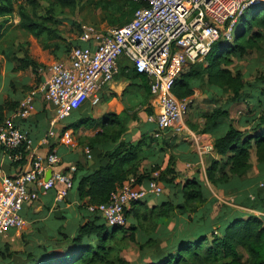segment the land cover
Listing matches in <instances>:
<instances>
[{
	"label": "trees",
	"instance_id": "obj_1",
	"mask_svg": "<svg viewBox=\"0 0 264 264\" xmlns=\"http://www.w3.org/2000/svg\"><path fill=\"white\" fill-rule=\"evenodd\" d=\"M80 1L0 0V17L16 13L20 29L41 39L45 46L59 47L65 41L57 26L65 19L60 16L65 10L75 15L81 7ZM87 2L92 9L103 12L105 19L121 20L115 27L129 22L140 5L133 0ZM5 21H0V30L1 22ZM52 40L54 43L49 42ZM263 41L264 2H261L238 16L230 37L215 41L202 61L188 64L172 88L179 99L190 98L194 89L199 88L216 98L219 92L229 91L233 100L246 102L247 112L238 126L230 124L215 138L214 157L205 168V176L214 187L242 180L253 168L250 159L254 154L258 173L250 179L253 186L249 192L237 194L232 205L215 200L217 210L213 212L207 207L209 191L204 181L197 176L175 181L177 172L172 156L164 170L160 171V165L155 164L139 173V153L158 138L145 131L136 142L121 140L127 130L125 116L108 114L107 126L89 141L93 152L91 164L77 163L72 176L69 192L74 193L78 202L77 226L45 241H24V247L19 250L3 243L0 264H132L121 255L128 242L138 247V258L133 264H264V188L258 186L264 180V76L254 84L259 94L254 105L246 99L249 83L234 65L249 52L260 50ZM80 42H69L70 49L86 47ZM15 59L19 69L37 68L26 52ZM147 111L151 114L150 109ZM227 116V110L215 108L206 116V125H214L219 118ZM78 117L86 126L95 122L90 117ZM105 141L113 142V148L106 151L95 148L96 143ZM130 177L137 184L156 180L169 193L151 207L145 204L146 197L132 202L125 210L126 223L122 226H108L100 214L87 210L89 204L107 203L111 192Z\"/></svg>",
	"mask_w": 264,
	"mask_h": 264
},
{
	"label": "crops",
	"instance_id": "obj_2",
	"mask_svg": "<svg viewBox=\"0 0 264 264\" xmlns=\"http://www.w3.org/2000/svg\"><path fill=\"white\" fill-rule=\"evenodd\" d=\"M7 19L0 30V116L2 120L11 116L17 108L20 99L31 89L36 88L46 78L49 64L61 61L67 62L68 53L64 42L79 40L80 45L89 46L91 42H85L76 37H65V41L59 47L45 46L41 39L35 38L18 27V16L13 13L11 16L0 17V21ZM108 29V28H107ZM105 29V30H107ZM100 30V29H99ZM102 30V31H105ZM27 35L23 42L17 35ZM57 41V40H55ZM49 42H53L49 41ZM65 42V44H66ZM37 64V68L26 67L19 69V62L15 59L22 57L24 53ZM258 53H264V41ZM256 55L255 58L247 60L246 64L261 62L264 58ZM240 62V61H238ZM245 77V72L234 64ZM246 79V77H245ZM247 80V79H246ZM251 101L255 105L258 97L257 85L249 84ZM248 91V90H247ZM98 102L93 104L91 99L86 100L73 114L72 121L67 118L56 122L53 126L51 122L55 111L52 103L46 101L40 94L36 95L32 103L31 115L27 119H15V124L27 132L31 139V147L25 152L20 161L9 159L8 153L0 146V169L6 175H16L29 168L33 158L37 155L43 156L51 151L56 152L61 161L52 168L45 171L44 179H48L52 171L66 173L71 165L91 164L93 152L89 146V141L95 134L103 129L110 121L108 114L117 115L125 107L137 115V119L126 124V132L121 140L136 142L140 139L141 132L149 131L153 136L155 124L148 120V117L155 112L148 89L147 79L143 75H137L128 59L120 56L118 59V71L112 81L103 84L97 92ZM216 98L209 92H203L199 88L194 89L190 97L191 104L188 113L178 126H173L162 132L160 137L148 146L142 148L139 153L140 167L139 173L143 169L155 164L160 165V171L164 170L171 158L174 160V167L177 172L175 181L179 183L186 178L197 176L206 183L209 191L207 207L216 212L215 200L232 205V201L237 194L250 191L252 184L250 179L258 173L256 159L251 155L252 170L242 180H233L228 186L214 187L209 184L205 176V168L209 160L214 157L213 143L216 137L222 135L230 124L238 126V122L247 112V104L240 101L233 109V105L225 100L231 95L229 91L219 92ZM222 108L228 111V116L219 118L214 125H206V116L213 109ZM151 110V114L148 113ZM81 118L90 117L95 120L91 126H86L79 122ZM146 126L149 127L146 130ZM53 128L54 135L48 138L46 143L42 138ZM154 137V136H153ZM86 140V141H84ZM88 142V144H85ZM113 142L105 141L96 143L94 146L98 150L106 151L113 148ZM90 149L91 158H87L85 148ZM211 147V148H210ZM157 170V171H159ZM156 171V172H157ZM73 176V174H72ZM145 180L138 184L141 189H146ZM162 184V183H161ZM163 186V184H162ZM61 187L60 184L56 188ZM30 191L37 192V199L28 201L23 205L21 216L24 226L21 230L8 229L4 234H0V245L8 243L16 250L15 244L19 243L17 250L24 247V241L36 240L45 241L50 236H56L60 231H70L77 226L79 212L77 199L73 192H68L69 198L57 200L56 188L44 189L37 184L28 186ZM169 191L163 186V192L159 195L147 194L146 205L151 207L167 196ZM129 208V207H128ZM215 214V213H214Z\"/></svg>",
	"mask_w": 264,
	"mask_h": 264
},
{
	"label": "built area",
	"instance_id": "obj_3",
	"mask_svg": "<svg viewBox=\"0 0 264 264\" xmlns=\"http://www.w3.org/2000/svg\"><path fill=\"white\" fill-rule=\"evenodd\" d=\"M140 4L132 19L120 27L105 31L91 24L80 25L79 39L92 44L72 47L67 62L56 61L48 65V74L36 88L28 91L19 101L11 116L0 122V146L9 159L19 161L22 152L31 147L27 132L21 130L15 119H27L32 103L40 94L54 106L51 122L67 118L86 100L98 102L97 92L103 84L113 80L118 71V59L125 56L134 71L148 82L151 104L155 110L148 117L155 124L153 136L178 126L188 113L190 98H177L172 88L180 73L188 64L202 61L212 44L221 37L229 38L237 17L254 4L264 0H133ZM228 23V27L225 25ZM223 25L222 32L218 26ZM54 135L53 128L42 138L46 143ZM211 148V147H210ZM85 154L91 158L90 149ZM59 155L51 151L33 158L28 169L19 174L6 175L0 169V234L8 229L21 230L24 226L21 211L23 205L37 199V192L30 191V184L44 189L56 188V199H64L72 188L75 165L68 172L52 171L44 179L48 168L60 163ZM157 172H154V176ZM264 188V180L258 183ZM163 186L150 180L146 189L138 187L130 177L110 194L109 201L89 204L87 210L96 212L108 226L126 223L125 210L132 202L142 200L147 194L159 195Z\"/></svg>",
	"mask_w": 264,
	"mask_h": 264
},
{
	"label": "rangeland",
	"instance_id": "obj_4",
	"mask_svg": "<svg viewBox=\"0 0 264 264\" xmlns=\"http://www.w3.org/2000/svg\"><path fill=\"white\" fill-rule=\"evenodd\" d=\"M88 0H81L80 3V9L78 12H76L75 15L71 14L68 10H65L63 15L60 16V18H65L64 20H61V22H59L57 24L58 29L62 32V34L65 37H69L72 38L73 36L76 37L78 39L79 37V30H78V26H80L83 23L86 24H91L93 26H95L96 28L100 29V30H105L107 28H111V27H115L118 26V23L121 20H107L104 17L103 12L100 11H96L94 9L91 8V6L88 4L87 2ZM113 21V22H112ZM116 21V22H114ZM73 23V24H72ZM29 35V34H27ZM27 35H22L19 34L17 35L19 39H21L23 42L25 41ZM73 37V38H74ZM230 37V34H229ZM66 42V41H65ZM63 47H65L64 49H66V53L69 52L70 46L69 42H66ZM256 55L262 56L261 58H264V53H258L257 51L254 52H249L246 56V58L244 60H241L240 62H236V64L241 68L242 72H245L244 69L246 70L245 72V77L247 79V82L249 84L254 85L256 82V79L258 80L260 76H264V60H262L261 62H256L254 63H249L248 65L246 64L247 60L250 62L251 59L250 58H255ZM251 92L252 90L250 89V86L248 87V95L246 96L247 100L251 101ZM225 100L228 101V103H230L231 105H233V109L234 107H236L237 105H241L240 103H238V101L233 100L231 95H228L225 97ZM191 104V103H190ZM117 115H122L125 116L124 119L126 120V122H124V125L128 124L131 120L134 121L135 119H133V113H131L128 108L125 107V109L117 114ZM73 117H68L67 120L68 121H72ZM86 141V140H84ZM85 144H88V142H85ZM19 243L15 244L16 249H18L19 247ZM138 247L135 243L133 242H128L127 246L121 251V255L128 259L129 261L132 262V264L134 262H136L137 258H138Z\"/></svg>",
	"mask_w": 264,
	"mask_h": 264
},
{
	"label": "water",
	"instance_id": "obj_5",
	"mask_svg": "<svg viewBox=\"0 0 264 264\" xmlns=\"http://www.w3.org/2000/svg\"><path fill=\"white\" fill-rule=\"evenodd\" d=\"M218 28H219L222 32L224 31V26H223V25L218 26Z\"/></svg>",
	"mask_w": 264,
	"mask_h": 264
}]
</instances>
